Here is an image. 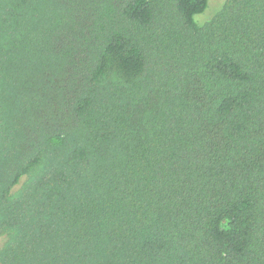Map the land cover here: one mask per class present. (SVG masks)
I'll list each match as a JSON object with an SVG mask.
<instances>
[{"label":"trees","instance_id":"trees-1","mask_svg":"<svg viewBox=\"0 0 264 264\" xmlns=\"http://www.w3.org/2000/svg\"><path fill=\"white\" fill-rule=\"evenodd\" d=\"M0 0V264H264V0Z\"/></svg>","mask_w":264,"mask_h":264},{"label":"rangeland","instance_id":"rangeland-1","mask_svg":"<svg viewBox=\"0 0 264 264\" xmlns=\"http://www.w3.org/2000/svg\"><path fill=\"white\" fill-rule=\"evenodd\" d=\"M222 0H212L211 3H210V6L213 7V6H216L219 4V2H221Z\"/></svg>","mask_w":264,"mask_h":264}]
</instances>
